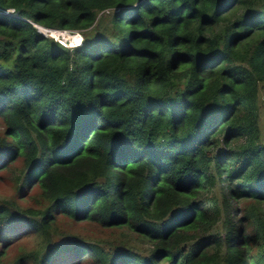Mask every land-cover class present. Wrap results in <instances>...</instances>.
Here are the masks:
<instances>
[{"label": "trees", "instance_id": "obj_1", "mask_svg": "<svg viewBox=\"0 0 264 264\" xmlns=\"http://www.w3.org/2000/svg\"><path fill=\"white\" fill-rule=\"evenodd\" d=\"M9 8L0 264H264V0Z\"/></svg>", "mask_w": 264, "mask_h": 264}, {"label": "built area", "instance_id": "obj_2", "mask_svg": "<svg viewBox=\"0 0 264 264\" xmlns=\"http://www.w3.org/2000/svg\"><path fill=\"white\" fill-rule=\"evenodd\" d=\"M0 11L5 14H11L14 16L17 15L15 13V10L12 8ZM46 31L43 32L46 36L54 38L56 41H58L67 48H74L80 46L83 42V35L79 31H69L60 29H46Z\"/></svg>", "mask_w": 264, "mask_h": 264}, {"label": "rangeland", "instance_id": "obj_3", "mask_svg": "<svg viewBox=\"0 0 264 264\" xmlns=\"http://www.w3.org/2000/svg\"><path fill=\"white\" fill-rule=\"evenodd\" d=\"M261 108H262V125H263V136H264V99H261ZM12 185L9 180L0 179V197L5 196L11 192Z\"/></svg>", "mask_w": 264, "mask_h": 264}, {"label": "bare ground", "instance_id": "obj_4", "mask_svg": "<svg viewBox=\"0 0 264 264\" xmlns=\"http://www.w3.org/2000/svg\"><path fill=\"white\" fill-rule=\"evenodd\" d=\"M40 28V30L42 31V32H45L46 31V29L45 28H42V27H39ZM47 32V31H46Z\"/></svg>", "mask_w": 264, "mask_h": 264}, {"label": "water", "instance_id": "obj_5", "mask_svg": "<svg viewBox=\"0 0 264 264\" xmlns=\"http://www.w3.org/2000/svg\"><path fill=\"white\" fill-rule=\"evenodd\" d=\"M37 28H38V30L40 31V32H42L41 30H40V28L39 27H41V26H36ZM42 28H44V27H42ZM46 29V28H45ZM43 33V32H42Z\"/></svg>", "mask_w": 264, "mask_h": 264}, {"label": "clouds", "instance_id": "obj_6", "mask_svg": "<svg viewBox=\"0 0 264 264\" xmlns=\"http://www.w3.org/2000/svg\"><path fill=\"white\" fill-rule=\"evenodd\" d=\"M44 34V33H43Z\"/></svg>", "mask_w": 264, "mask_h": 264}]
</instances>
